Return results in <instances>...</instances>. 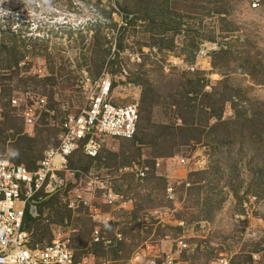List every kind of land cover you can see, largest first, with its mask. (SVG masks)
<instances>
[{"label":"rangeland","instance_id":"rangeland-1","mask_svg":"<svg viewBox=\"0 0 264 264\" xmlns=\"http://www.w3.org/2000/svg\"><path fill=\"white\" fill-rule=\"evenodd\" d=\"M220 50L228 54L213 66ZM103 72L115 105L139 110L148 87L154 107L140 114L135 139H103L100 162L75 154L88 168L68 178L71 197L60 191L35 206L33 241L65 234L76 258L92 255L93 264H264L258 138L229 124V135L213 134L226 146L213 150L211 119L197 127V143L180 145L186 140L168 130L164 155L150 145L163 127L182 125L171 104L190 98L184 93L197 78L204 81L198 99L222 95V120L234 118L232 104L264 117V0H0V154L15 158L19 144L29 164L55 148L63 118L84 103L81 82ZM6 87L15 102L9 108L2 107ZM32 106L28 125L23 111ZM134 167L146 168L144 177ZM200 172V188L193 187ZM106 187L122 197L118 206L104 204ZM68 197L73 206L63 203ZM95 228L102 248L93 242Z\"/></svg>","mask_w":264,"mask_h":264},{"label":"built area","instance_id":"built-area-1","mask_svg":"<svg viewBox=\"0 0 264 264\" xmlns=\"http://www.w3.org/2000/svg\"><path fill=\"white\" fill-rule=\"evenodd\" d=\"M256 6L253 4V8ZM111 86V78L105 72L96 79L84 78L81 82L83 105L63 118L57 145L44 153L42 159L36 162L35 169L29 170L23 164L11 162L6 155H0V264H93L92 255L76 258L65 234L58 233L49 243L33 241L32 232L25 227V218L26 213L32 215V207L60 191L71 197V191L65 190L68 178L76 175V171L67 167V159L72 154L80 151L87 157L95 158L103 139L128 141L135 137L138 108L134 104L115 105L111 100ZM14 103L12 100L11 106ZM38 105L43 108L44 100H39ZM36 109L33 106L25 108V124H32ZM155 165L160 167L159 162ZM134 169L138 177H144L147 170ZM95 184L100 185L98 182ZM103 191L105 205L114 207L122 202V197L109 187L103 188ZM69 197L67 201L63 200L69 207L76 200L81 201L76 196L72 202ZM92 238L94 243L102 241L98 228L93 230ZM218 263L226 264L223 260Z\"/></svg>","mask_w":264,"mask_h":264},{"label":"trees","instance_id":"trees-1","mask_svg":"<svg viewBox=\"0 0 264 264\" xmlns=\"http://www.w3.org/2000/svg\"><path fill=\"white\" fill-rule=\"evenodd\" d=\"M213 54H214L213 55L214 57H212V58H214V60H212V63H213V66H215L216 65L215 57L220 56V55H223L225 57L228 54V52L220 50L219 53H213ZM253 73H257L255 70V67L251 68L247 72V75H252ZM136 82H138L137 79L135 80V83ZM203 86H204V81L197 78V80L195 79L194 81H191L190 90H187L184 93L185 95L190 96V98L186 97V99H184L185 100L184 103H182L183 101L182 102L181 101L180 102L179 101H172L171 106L174 108V115L177 118V120L180 121V123L182 125L178 126L176 128H171V129H169L167 126H165V128L163 127V132H160L159 136L153 137L152 141L150 142V145H152L151 147L153 148V150L156 151V153H157L156 155H164L163 153L165 151H168L171 148L170 147L168 149H164L163 146L161 145V143H163V142H165V143L168 142L167 140H163L161 138V137L165 136L166 133H168L167 132L168 130L170 132H172L171 134L169 133L168 135L174 136V133H175L176 136L178 135L177 137L181 138V140H183V139L186 140V141H181L180 145L181 144L187 145L189 143L191 144L194 142L197 143L198 141H196V139L199 140V137L196 138V135H197L196 133H199V134L203 133V131L199 130V128H197V127H199L201 122L207 124L209 122V120H211V119H215L216 123L214 126H210L208 128L207 135L211 136V138L213 140V141L209 142V143H211L209 146L213 150H215V148H220L221 146H224V147L226 146V143L221 142L218 138H216L214 136V135H218V134H214V132L221 131L220 134L223 133V135H226V136L229 135V133H228L229 124H237V126L240 128L241 131L247 129L250 133L249 136L251 135V136L258 138V141L261 142V147H262L261 150H264V120H261L264 117L261 118V117L257 116L258 118H260L259 120H256L257 117H255V118L254 117H247L243 112L240 111V109L238 108V105L232 104L231 109L234 112L233 113L234 118L230 121L222 120L221 118H222L223 104H221L218 108L216 106V105H219V102L221 100L222 95L220 96L219 99H215L216 97H214V99H213V97L210 94L203 93L202 94L203 99H201V98L198 99L197 96H198V94L201 93V89L203 88ZM7 91H8V88L6 87L5 91H3L4 94L1 95V96H3V95L5 96L4 99L2 98V100L5 101V102L3 101L4 104H2V107H8L9 108V107H11V101H10V98L6 99ZM205 99L206 100L208 99L210 101L206 106H199L196 104V101H198V100L204 101ZM154 100H155V96L153 95L152 91L148 87H146L143 90V93L141 95L140 108L138 110L137 131H138V126H139V122H140L139 121L140 120V114H142V112L148 113V109H151L154 107V104H153ZM0 101H1V97H0ZM225 102H229V99H225L224 103ZM15 135L17 136V138L20 137V135L18 133L14 134V136ZM136 135H137V132H136ZM136 135H135V137H136ZM135 137L133 139H135ZM30 141H32V140H30ZM170 143L171 142L169 141V144ZM172 144H173V146H175V144L173 142H172ZM14 148L16 149L15 152L17 153V156L14 155L15 158L8 157V159L11 162H14L16 164H24L25 163L29 170L35 169V164H36L35 160L29 161V164L26 163L27 161L25 162L26 154L23 153V150H25V148H20L19 144H17V146H15ZM0 152H2V151H0ZM78 152H80V151H78ZM78 152H76V153H78ZM76 153L72 154L67 159L68 167H69L68 169L73 170V171H76V169L86 170L88 168V166H87V168H85L83 166H80L81 161H77L78 163L74 161L73 158L75 157ZM83 156L88 158L89 160H94L96 162H100V160H101L99 153L97 154V156L95 158L87 157L84 154H83ZM40 159H42V158H40ZM38 161H36V162H38ZM147 175H148V173H147ZM194 175L197 176L198 179L196 182H193V183H197V185H194L193 187H199L200 188L199 183H200V181H203L202 175H204V174H203V172H200V173H196ZM147 177H146V180L148 181ZM260 180L261 179L258 178L257 182H260ZM33 221H34V218H32L28 213H26L25 227L27 229H30V223H32ZM95 245L96 246L101 245L100 248H102V242L96 243ZM94 254L97 255L96 252Z\"/></svg>","mask_w":264,"mask_h":264},{"label":"water","instance_id":"water-1","mask_svg":"<svg viewBox=\"0 0 264 264\" xmlns=\"http://www.w3.org/2000/svg\"><path fill=\"white\" fill-rule=\"evenodd\" d=\"M35 210V208L34 207H32L31 208V214H33V211Z\"/></svg>","mask_w":264,"mask_h":264}]
</instances>
